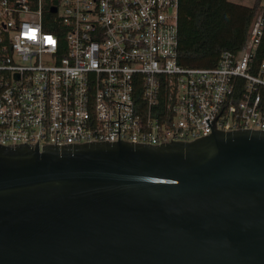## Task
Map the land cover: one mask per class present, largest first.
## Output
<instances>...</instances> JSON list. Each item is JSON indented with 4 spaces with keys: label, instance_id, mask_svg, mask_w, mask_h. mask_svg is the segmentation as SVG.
I'll list each match as a JSON object with an SVG mask.
<instances>
[{
    "label": "built area",
    "instance_id": "built-area-1",
    "mask_svg": "<svg viewBox=\"0 0 264 264\" xmlns=\"http://www.w3.org/2000/svg\"><path fill=\"white\" fill-rule=\"evenodd\" d=\"M179 0H0V146L191 142L264 132L259 9L242 50L178 63Z\"/></svg>",
    "mask_w": 264,
    "mask_h": 264
},
{
    "label": "water",
    "instance_id": "water-1",
    "mask_svg": "<svg viewBox=\"0 0 264 264\" xmlns=\"http://www.w3.org/2000/svg\"><path fill=\"white\" fill-rule=\"evenodd\" d=\"M0 264H264V132L0 146Z\"/></svg>",
    "mask_w": 264,
    "mask_h": 264
},
{
    "label": "trees",
    "instance_id": "trees-1",
    "mask_svg": "<svg viewBox=\"0 0 264 264\" xmlns=\"http://www.w3.org/2000/svg\"><path fill=\"white\" fill-rule=\"evenodd\" d=\"M229 0H179L178 63L189 68H213L223 52L238 53L245 45L251 24L260 9ZM264 62V16L262 35L250 64L256 74ZM264 106V88L260 89Z\"/></svg>",
    "mask_w": 264,
    "mask_h": 264
},
{
    "label": "rangeland",
    "instance_id": "rangeland-1",
    "mask_svg": "<svg viewBox=\"0 0 264 264\" xmlns=\"http://www.w3.org/2000/svg\"><path fill=\"white\" fill-rule=\"evenodd\" d=\"M256 0H233V3L240 4L247 7H252ZM260 9H264V0L260 1Z\"/></svg>",
    "mask_w": 264,
    "mask_h": 264
},
{
    "label": "crops",
    "instance_id": "crops-1",
    "mask_svg": "<svg viewBox=\"0 0 264 264\" xmlns=\"http://www.w3.org/2000/svg\"><path fill=\"white\" fill-rule=\"evenodd\" d=\"M229 1L233 2V0H229Z\"/></svg>",
    "mask_w": 264,
    "mask_h": 264
}]
</instances>
